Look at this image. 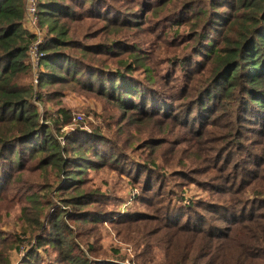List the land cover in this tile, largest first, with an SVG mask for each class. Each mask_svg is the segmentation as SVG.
<instances>
[{
  "label": "rangeland",
  "instance_id": "obj_1",
  "mask_svg": "<svg viewBox=\"0 0 264 264\" xmlns=\"http://www.w3.org/2000/svg\"><path fill=\"white\" fill-rule=\"evenodd\" d=\"M51 1L72 16L55 19L69 32L58 50L70 72L42 58L33 69L28 56L22 85L34 90L40 125L86 168L67 181L68 168L42 165L44 156L13 139L22 127L0 119V264H72L69 234L87 264H264V113L243 109L251 92L231 96L223 80L226 89L215 87L247 9L235 0ZM40 2L33 23L25 4L24 28L46 50L58 37ZM200 17L214 24L198 25ZM50 70L57 79H46ZM118 80L144 99L122 102L109 84ZM56 119L67 123L59 131ZM60 212L68 234L50 232ZM208 226L214 235L199 238ZM182 230L192 237L177 238L176 252L172 238L160 239Z\"/></svg>",
  "mask_w": 264,
  "mask_h": 264
},
{
  "label": "trees",
  "instance_id": "obj_2",
  "mask_svg": "<svg viewBox=\"0 0 264 264\" xmlns=\"http://www.w3.org/2000/svg\"><path fill=\"white\" fill-rule=\"evenodd\" d=\"M25 1L26 0H0V119H6L8 122L14 123L18 127L20 125L22 130L20 132L19 129L17 135L13 139L19 136L17 142L28 144L32 152L40 153L42 157L44 156L45 159L42 160V165H52L57 169L58 173H63L64 170L68 168V171H66V173H68L66 180L70 181L75 179V175H69H73L75 172L83 169L81 167H85L84 164H81L83 160L79 156L76 158L67 156V147L62 148V144L59 142L58 137L54 135L53 130H51L52 128L47 127L45 129L40 125V122H38L34 114V107L31 104L34 90L29 85H22V81L30 77L31 68L29 63H27L28 51L36 39L35 35L29 33L24 28ZM40 1V8L42 9L41 17H44L46 22H51L49 26L50 32L56 34L58 37L53 41L54 45L50 46V48L46 50L42 48V51H44V53L46 52V56L43 59L45 61L44 64L48 69H60L69 73L72 63L69 62V66L65 69L64 66L67 62L66 56L61 55L58 50V46L64 45L67 42L66 38L69 37V32L68 29L58 30L55 19L58 15L63 17V19H69L72 16L64 14L65 10L55 1L48 0L47 3H44L45 0ZM159 1L161 3L163 2V0ZM235 2L237 10L243 8L247 9L248 13L242 14V17H245V23H243V18L237 20L240 21L239 23L244 24L246 31L242 33L241 38L235 44L236 49L234 51L235 42L232 43V47L229 45V47L226 48L224 54L226 58L222 62L223 66L225 65V67L222 68L224 78L219 79L215 87L217 89H226V86H219L218 84L220 80H223L225 84L227 83L229 85L226 91L231 96L235 92V89L238 90V88L243 89L246 93L251 92V100L247 105L245 104L246 106L243 109H247L248 113L254 117L258 113H264V90L262 89L264 87V0H235ZM66 10L71 12L70 9L66 8ZM238 16L240 15H235V17ZM199 21L198 25H200L201 21L205 22V18L200 17ZM209 22L214 24V21L209 18L204 24ZM125 23L127 22L124 21L121 24ZM238 24L234 25V29H238L237 36L240 33ZM259 27L261 28L257 30ZM250 34H253L251 39H249ZM139 64L144 66L143 62H139ZM45 77L49 81L57 79V76L52 70L46 72ZM122 83L123 84H121L120 80L109 83L113 90L120 91V100L122 102L129 103L134 100L136 96L139 100L144 99L143 94L139 93L137 87H132L126 80H123ZM146 90L147 92L149 91L145 88L144 91ZM216 95L217 92L214 90L213 95H209L208 98H214ZM208 101L211 103V100H205L200 103L203 110H205ZM53 123L58 131L60 125L67 124L64 121L60 123L57 119L54 120ZM63 139L65 145H68V147L72 145L70 136L63 135ZM91 148L92 146L89 147V150H91ZM64 155L67 158H65ZM95 155L99 158H103L100 154ZM56 177L59 178V175L57 174ZM74 203L76 205L79 204L76 202V198L67 202L69 205H74ZM80 205H82V203H80ZM62 217H64V212H60L55 222H51L50 232L60 231L62 229L65 234L69 233L67 228L59 224L62 223L60 222V218ZM213 229H215V227L208 226L201 232L202 234L199 235V238L209 239V235H214ZM237 233L243 235L242 231H238ZM71 235L72 234H69V238L64 240V244H68V254H65L64 261L72 264L83 261V264H87L89 260H86L84 254L78 246L74 244ZM60 236L61 234L56 233L50 240V243L56 245L55 243L59 241L58 237ZM187 237H192V232L182 230L166 236H160V239L172 238V250L176 252L178 248L177 244L182 246V241H179L177 238L182 240V238L188 239ZM46 241L48 240L44 237L40 239L41 243H45ZM175 241L179 243H175ZM206 250H208L209 253L207 257H211L213 248L210 247ZM218 255H220L221 259L224 257L225 252H219Z\"/></svg>",
  "mask_w": 264,
  "mask_h": 264
},
{
  "label": "built area",
  "instance_id": "obj_3",
  "mask_svg": "<svg viewBox=\"0 0 264 264\" xmlns=\"http://www.w3.org/2000/svg\"><path fill=\"white\" fill-rule=\"evenodd\" d=\"M39 0H26V4H28V14L29 20L33 23V21H37V12H38V4ZM36 35L37 41H35L28 51V56H30L29 62L34 69L35 66L40 68L41 58L44 59L45 53L42 51L41 42L38 41V35ZM37 80H39V75H37Z\"/></svg>",
  "mask_w": 264,
  "mask_h": 264
}]
</instances>
